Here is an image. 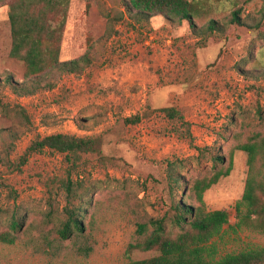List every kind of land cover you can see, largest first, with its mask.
<instances>
[{
    "label": "rangeland",
    "instance_id": "1",
    "mask_svg": "<svg viewBox=\"0 0 264 264\" xmlns=\"http://www.w3.org/2000/svg\"><path fill=\"white\" fill-rule=\"evenodd\" d=\"M0 2V264H125L158 252L126 253L137 223L164 215L211 174L213 155L233 169L204 192L208 210L227 208L230 222L208 245L217 258L264 246V233L237 227L247 153L236 145L264 133V23L261 0H192L194 27L163 17L136 21L123 0H71L61 60L81 56L75 72L52 69L37 91L22 82L24 63L10 56L8 5ZM242 6L244 24L231 22ZM210 19L217 25L213 33ZM178 112L169 116L164 110ZM139 114L138 122L127 121ZM101 136L100 153L73 164L45 149L22 157L53 133ZM82 197L84 237L63 239L65 182ZM14 217L21 224L13 230ZM168 219V225L170 226ZM177 229V228H176ZM90 247V249H87Z\"/></svg>",
    "mask_w": 264,
    "mask_h": 264
},
{
    "label": "trees",
    "instance_id": "2",
    "mask_svg": "<svg viewBox=\"0 0 264 264\" xmlns=\"http://www.w3.org/2000/svg\"><path fill=\"white\" fill-rule=\"evenodd\" d=\"M5 1V0H0ZM262 9L264 17V0ZM71 0H10L7 2V17L11 25L10 56L24 63L22 82H31L29 92L37 91L45 75L52 69H65L75 72L81 60L89 61L81 56L74 59L61 60L60 52L68 22ZM125 13L133 20H151L163 17L172 21H187L194 27L196 6L192 0H123ZM242 6L233 11L231 22L244 24L240 13ZM210 19L207 28L213 33L217 25ZM264 26L260 24L259 27ZM259 40L264 43V28H260ZM169 116H175L173 107L164 109ZM139 114L128 117L127 121L138 122ZM103 139L101 136H81L71 133H53L36 139L26 149L22 163L32 153L52 149L65 154L73 164L81 158L82 153H100ZM237 149L247 153L248 171L242 198L234 207L238 218L237 227L254 228L264 233V133L254 132L246 141L238 143ZM215 164L222 162L209 175L205 174L194 180L191 194L186 188L178 187L182 182L181 175H170L171 183L182 192L183 199H172L169 210L162 216L150 218L146 222L137 223L136 237L129 242L126 253L135 250L156 251L157 254L142 258L130 259L125 264H264V246L250 247L237 252H230L215 257L209 250V241L218 235L223 226L230 222V210L219 208L208 210L204 192L216 184L221 177L230 174L233 169V152L228 164L223 157L213 155ZM69 199L65 207L66 219L58 232L63 239L84 237L86 227L82 215L86 211L82 197H79L70 185L65 182ZM170 220V226L168 225ZM19 221L14 217L12 227L18 230ZM177 228V229H176ZM16 235L10 231L0 233L3 242H14ZM90 249V247H87Z\"/></svg>",
    "mask_w": 264,
    "mask_h": 264
}]
</instances>
